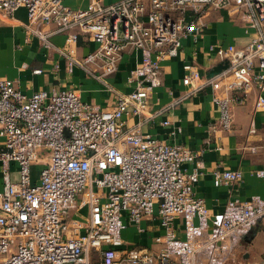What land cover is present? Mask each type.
<instances>
[{
    "label": "built area",
    "instance_id": "2783aa9c",
    "mask_svg": "<svg viewBox=\"0 0 264 264\" xmlns=\"http://www.w3.org/2000/svg\"><path fill=\"white\" fill-rule=\"evenodd\" d=\"M65 0H0V14L24 8L25 31L47 47L41 28L74 45L86 35L94 48L74 67L104 81L115 75L124 54L140 55L127 76L131 92L99 107L81 101L76 90L22 94L0 77V264H224L235 247L264 218V200L229 199L210 214L194 189L202 175L197 155L140 130L150 97L161 86L160 69L176 57L182 41L197 42L213 11L242 12L254 37L243 48L211 45V58L226 63L219 74L201 77L185 65L183 86L210 89L221 131L229 132L233 108L253 97L264 111V0H88L70 9ZM39 74L40 71H34ZM128 115L141 118L126 128ZM163 126L169 123L164 121ZM17 166V181L10 166ZM42 165L37 181L31 166ZM195 165L191 173L186 165ZM245 170H215L213 185L233 186ZM264 177V171L255 172ZM150 221L161 230L149 246L123 242L134 227Z\"/></svg>",
    "mask_w": 264,
    "mask_h": 264
},
{
    "label": "crops",
    "instance_id": "0c3cea01",
    "mask_svg": "<svg viewBox=\"0 0 264 264\" xmlns=\"http://www.w3.org/2000/svg\"><path fill=\"white\" fill-rule=\"evenodd\" d=\"M118 0H103L112 4ZM88 0H65L70 9L86 8ZM242 12L226 13L213 11L206 18L204 35L194 42L191 37L182 41L178 55L162 64L160 78L162 84L155 89L149 100L148 110L143 114L140 130L143 135L177 144L197 155L201 163L202 175L195 186L196 198L202 199L210 214L219 213L229 199L243 201L252 196L264 200V177L255 172L264 171V111H254L253 97L245 104L233 108V123L229 132H223L218 122V108L212 102L210 89L191 93V88L183 86V67H197L201 77H208L219 61L211 58V45L243 48L254 37L246 31ZM27 13L19 8L13 16L0 14V77L12 81L24 95L31 96L38 91L61 92L76 90L81 101L99 107L113 103L115 96L132 91L127 84L128 74L135 68L140 58L138 53L124 54L115 75L98 81L81 69L74 67L67 71L70 60H80L94 48V43L86 35H80L74 45L65 42L61 34L53 33L54 26L46 25L41 31L51 34L45 47L38 38L25 31ZM34 71H40L35 74ZM141 118L128 115L124 118L126 128L137 124ZM167 121L168 126L162 123ZM2 139H0V146ZM243 167L245 174L240 184L214 186L212 173L215 170H235ZM191 173L195 165H186ZM10 178L17 181V166H10ZM4 185L0 165V192ZM145 234L139 235L128 227L122 234L123 242L133 246H149L152 238L161 233L156 223L144 221ZM243 257L253 264L264 263V218L257 227L240 243ZM251 259H250V258ZM259 263V262H258Z\"/></svg>",
    "mask_w": 264,
    "mask_h": 264
},
{
    "label": "rangeland",
    "instance_id": "374dc122",
    "mask_svg": "<svg viewBox=\"0 0 264 264\" xmlns=\"http://www.w3.org/2000/svg\"><path fill=\"white\" fill-rule=\"evenodd\" d=\"M42 169V165L40 164H33L31 166V175H32V181L35 182L38 179L39 173ZM132 229H135L132 227ZM244 249L239 247V244L235 247V250L233 252V258L230 261H226L224 264H253L251 260L245 259L243 257ZM250 258V257H249ZM251 259V258H250ZM259 262V263H258ZM257 264H262L260 261H258ZM264 264V263H263Z\"/></svg>",
    "mask_w": 264,
    "mask_h": 264
},
{
    "label": "water",
    "instance_id": "95a60500",
    "mask_svg": "<svg viewBox=\"0 0 264 264\" xmlns=\"http://www.w3.org/2000/svg\"><path fill=\"white\" fill-rule=\"evenodd\" d=\"M226 67H227V64H226V63H223V64H219V65H217L216 67H214V68L212 69V71L210 72L209 77L219 74V73H220L222 70H224Z\"/></svg>",
    "mask_w": 264,
    "mask_h": 264
}]
</instances>
